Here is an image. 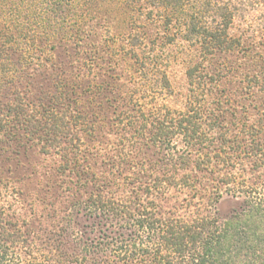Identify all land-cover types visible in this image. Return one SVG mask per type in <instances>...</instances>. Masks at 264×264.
<instances>
[{"label": "trees", "instance_id": "trees-1", "mask_svg": "<svg viewBox=\"0 0 264 264\" xmlns=\"http://www.w3.org/2000/svg\"><path fill=\"white\" fill-rule=\"evenodd\" d=\"M100 1L0 0V81L17 76L18 63L44 67L61 44L95 59L98 44L109 45L94 39ZM118 2L127 22L121 49L135 72L169 83L163 55L180 47L191 102L150 123L131 116L133 131L117 119L116 145L107 151L78 138L74 153L92 151L108 165H80V175L90 177L83 179H100L86 207L123 230L94 264H264V0ZM48 110V125L25 119L29 132L53 131L51 148L68 159L69 147L56 141L64 120ZM3 116L0 128L9 120ZM150 144L158 158L141 160ZM224 193L238 206L221 217L215 205Z\"/></svg>", "mask_w": 264, "mask_h": 264}, {"label": "rangeland", "instance_id": "rangeland-1", "mask_svg": "<svg viewBox=\"0 0 264 264\" xmlns=\"http://www.w3.org/2000/svg\"><path fill=\"white\" fill-rule=\"evenodd\" d=\"M118 1L98 2L101 18L94 39L109 45L99 43L95 59L88 61L92 53L61 44L50 50L44 67L21 68L18 63V75L0 81V116L9 119L0 128V264H80L81 256L86 259L82 264H94L104 246L109 255V240L123 230L86 207L89 196L99 190L100 179L91 182L89 175L79 172L85 163L105 171L108 165L92 151L82 158V153H74L75 145H80L78 138L89 148L96 145L107 151L116 145L112 135L119 125L117 119L125 118L123 125L133 131L131 116L145 123L149 118L150 123L160 113L190 108L189 85L178 63L183 50L174 47L163 55L170 61L163 66L169 83H157L150 74L135 72L121 49L127 22L125 8ZM9 57L17 62L19 55L10 52ZM228 94L236 98L232 92ZM48 109L65 121L60 123L56 141L69 147L68 159L51 148L53 131L35 136L29 132L31 125L25 119L33 115L48 125L52 121ZM149 148L152 151L147 150L140 159L153 162L158 157L151 144ZM237 206L225 193L215 205L221 217Z\"/></svg>", "mask_w": 264, "mask_h": 264}]
</instances>
